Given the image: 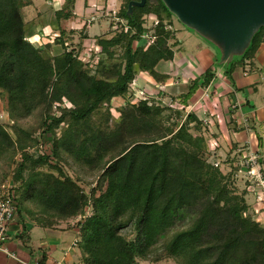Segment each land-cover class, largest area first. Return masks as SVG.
Listing matches in <instances>:
<instances>
[{
	"label": "trees",
	"instance_id": "16d2710c",
	"mask_svg": "<svg viewBox=\"0 0 264 264\" xmlns=\"http://www.w3.org/2000/svg\"><path fill=\"white\" fill-rule=\"evenodd\" d=\"M129 1L122 0L117 12L125 24L109 37H95L99 49L85 62L79 55L88 37L85 31L71 45L75 31L59 28L53 44L63 51L52 55L50 43L28 37L25 3L0 0V94L6 99L0 110L15 135L13 139L0 122V161L9 168L0 184L6 174L17 184L16 216L42 227L82 216L77 243L81 264L156 263L167 258L177 264H264V223L249 212L247 191L231 190L232 173L224 175L206 161V140L191 133V128L199 130L201 121L191 112L183 115L187 97L210 81L211 69L179 95L180 109L172 102L165 106L139 100L112 119V99L121 97L127 103L138 73L165 82L167 76L155 67L173 58L172 14L162 1L145 0L128 15ZM74 3L64 0L54 13L56 20L76 17ZM147 16L157 21L149 30ZM146 32L152 42L133 46ZM67 33L70 43L63 39ZM261 43L264 27L255 31L241 55L223 64L228 80L235 67L253 59ZM65 100L70 107L62 105ZM53 105L59 115L53 114ZM101 105L106 107L104 125L90 129L91 116ZM169 108L180 121L177 128L162 117ZM30 117L37 119L36 126L28 125L30 130L45 128L53 135L49 155L33 158L25 151L36 142L23 124ZM60 124L66 128L55 135ZM17 150L21 159L10 164ZM43 165L48 170L37 169ZM62 165L72 167L75 176ZM82 175L96 176L89 191L82 187ZM88 201L91 212L84 216ZM127 228L129 234L124 233Z\"/></svg>",
	"mask_w": 264,
	"mask_h": 264
},
{
	"label": "crops",
	"instance_id": "0c3cea01",
	"mask_svg": "<svg viewBox=\"0 0 264 264\" xmlns=\"http://www.w3.org/2000/svg\"><path fill=\"white\" fill-rule=\"evenodd\" d=\"M63 1L60 0L57 4L53 0V16L55 11L62 7ZM74 13L78 15L75 3ZM43 14L41 11L36 12L37 21L34 24H27L24 19L26 26L30 27L27 29L28 37L38 43H50L52 50L58 47L62 52L60 45L53 44L54 38L58 37L60 32L57 27L51 28L50 16L47 20ZM63 20L57 21V25L62 24ZM87 26L84 31L88 37L83 40L82 46L85 41H91ZM191 38L186 36L190 44L187 48H182L181 41L179 44L176 41L172 47L173 58L157 63L155 70L167 76L165 82L157 83L147 73L142 72L136 76L137 86L148 94L159 93V100L167 104L172 102L173 106H177L181 104L179 95L186 93L194 80L207 69H211L213 76L210 81L196 88L187 97L185 112H191L200 120L209 122L207 126L211 135L207 143L209 146L214 143L213 150L216 153L213 155L216 159L229 153L231 146L239 148L248 145L257 155L264 174V43L258 46L251 61L233 69L231 80H228L224 75L223 64L218 62V50L204 39ZM93 45L97 47L94 43ZM82 50L84 49H80ZM157 85L163 89L155 87ZM122 101L121 97H114L111 104L117 108L122 105ZM243 117L249 118L252 135H248L241 126L240 120ZM253 210L254 207L251 208V211ZM261 223H264V219H261ZM76 238L77 217L52 227H42L28 218L20 221L16 216L8 225L5 251H0V264H32L40 259H44V264H81L78 244L73 245Z\"/></svg>",
	"mask_w": 264,
	"mask_h": 264
},
{
	"label": "rangeland",
	"instance_id": "374dc122",
	"mask_svg": "<svg viewBox=\"0 0 264 264\" xmlns=\"http://www.w3.org/2000/svg\"><path fill=\"white\" fill-rule=\"evenodd\" d=\"M21 1L23 3H26L24 5V7L22 8V15H23V18L27 21V24H34L37 21V20H35L36 12L41 11L44 13L43 16H45V18L47 20H48L47 17L50 16L49 20L51 22L50 23L51 28L58 27V29L59 28L63 29L65 33L68 32L69 30L75 31L74 35L72 36V38H73L72 42L67 40L70 37L68 35V33L65 34V40H67V42H69V43L71 42L70 43L71 45H75V43H77L79 41V36L86 29L85 27H84L85 28L84 29L83 26L88 25L87 31H88L89 37L91 38V41L90 40L85 41L84 45L81 46V49H84V50L79 51V55L84 61L89 60V55L91 54V51L99 49V47H94L93 38L95 39V37H97V36L109 37L111 34L110 31H113V30L116 31L118 25L120 26V25L125 24L124 20L117 18V12L119 11L120 7H122V0H108V1H104V0H76L75 6L78 9V15L76 17H72V18L68 19L67 21L63 20L62 24H59V25H57L58 23H57V20H55V15L53 16V13H52V8H54L52 5L53 0H21ZM59 1L60 0H55V2L57 4ZM50 8H51V10H49ZM144 19H145L146 29H148V30L152 29V27H153L152 25L155 24V21H156L155 18L153 16H147ZM171 23H172V25H171L170 31H172V33L174 32V34H172L171 38L169 39V43L172 47L174 46L176 41H177V44H179L181 41L182 48H185V47L187 48V46H190L189 42L186 39V36H187V38L192 37L191 39H194V37H196V38L198 37L201 40L203 39L197 33H195L191 29H188L183 24H181L173 15L171 17ZM28 28H30L29 25H28ZM28 32H29V30L27 31V33ZM187 33H189V34H187ZM152 39H153V37L150 36V33L146 32L138 41L133 42V46H141V45H145L146 43H151ZM60 49L61 48L54 47V50L51 49V54L55 55L56 53L60 52ZM163 65H165V64H163ZM135 83H136V81H135ZM133 86L132 85L130 86V88H131L130 90H133V88H132ZM152 86H151V88H153ZM134 87H136V86H134ZM155 87H158V85ZM158 88L163 89L162 87H158ZM165 93H166V95H168L167 92H165ZM131 100H134V99L131 98ZM148 101L154 102V103H160V105H165V106L168 105L167 102H162L161 100H156L152 96H149ZM5 102H6L5 96H2L0 94V109L4 107ZM132 103L133 102L124 103V100H123L122 105L117 106V108L114 107L116 105L111 104L113 107L112 114H111L112 119H115V117H117L118 114H121L122 111L129 110ZM62 105L64 107H70L69 102L66 100L64 101V103ZM173 107L180 109L181 105L177 104V106H173ZM170 109L171 108L166 109L163 112L162 117L164 119H166V122H165L166 124L176 123V128H177L179 126L180 121L176 120L177 115L173 114L174 112H172V110H170ZM52 111H53L54 115H59V110H57V106L53 105ZM185 111L186 110H183V115L185 114ZM0 113H2L1 110H0ZM105 113H106V107L104 105H101L100 107H98L97 111L94 112V114H92V116H91V119L89 121V128L93 129L96 126L104 125ZM2 114H4V113H2ZM6 117L5 116L3 117V115H2V118L4 120L2 119L0 122L3 125L4 129L14 139L15 135L13 133V128L11 127L12 122L10 120H8ZM112 119L110 118L108 125H110L112 123ZM36 120L37 119L35 117H30L29 120L23 122L25 128L27 129V131H25V132L29 131L31 133L30 134L31 137L36 140V142L32 146L25 149V151L27 153H29L30 155H32L33 158H36V157H38V155L44 154V153L49 155L50 150H51L52 141H53V135L50 133V131L49 132L45 131V128H42L41 130H38L40 128H36V130H34V131L30 130L31 126H28V125H32V127L36 126V124H37ZM200 121H201L202 125L200 128H198L199 130L191 128V133L195 134V135L201 134L204 137V139L206 140V150L203 154L204 158L206 159V161L208 163H211L214 167L219 168L220 172L223 173L224 175L232 173V178H231L232 183L230 184L229 187L231 188V190H233L234 192H237V193H240L243 189H245L247 191V194L249 196L246 195V201L249 204V212L250 213L252 212L251 208L254 207V210L258 209V206H257L258 203H256V200H254V195H253V193H251V190H250L251 187L248 186L249 184H248L245 176L243 175V173H241L238 170V167H239L238 166V160H239V155H240V152H238V148L235 146H231L228 150L229 153L227 152V154H225L223 157L220 156L216 159L215 156L213 155L216 153V152L214 153V150H213L214 143L211 141L213 144H210V146H209V143H207L209 136L211 135L210 131L208 129V126H207V125H209V122L207 120H200ZM65 128H66L65 124H60L59 127H57L58 130H57V133L55 132V135H59L60 133H62L65 130ZM21 155H22L21 152L17 150L16 153L14 154L13 160L10 164L15 165L16 162L21 159ZM214 164H217V165L215 166ZM6 165L7 164L5 163V161H0V179L2 178L3 175H5V173L9 169L8 167H6ZM62 167L66 173H69L70 175L75 176L74 169L72 167H64V165H62ZM37 169L42 170V171H46V170H48V166L43 165V166L38 167ZM25 174H26V172H25ZM7 178H8V175L6 174V176L4 177L3 180H5ZM95 179H96V176L95 177L89 176L87 178V176L82 175L83 181L81 183H82L83 189L85 191H89L90 188L95 185V183H94ZM90 202L91 201H88V207H87L88 212L87 213L91 212L90 208H89ZM250 205H251V207H250ZM258 205L260 206L261 204L259 203ZM75 217H77V219L82 218V216H80V215H77ZM259 220H261V219H259ZM125 232L129 234V228L125 229L124 233ZM138 264H177V263L173 259L167 258V259L160 260L156 263L139 260Z\"/></svg>",
	"mask_w": 264,
	"mask_h": 264
},
{
	"label": "water",
	"instance_id": "95a60500",
	"mask_svg": "<svg viewBox=\"0 0 264 264\" xmlns=\"http://www.w3.org/2000/svg\"><path fill=\"white\" fill-rule=\"evenodd\" d=\"M185 27L197 33L219 52L220 64L241 55L258 28L264 27V0H161ZM145 0L127 3L142 7Z\"/></svg>",
	"mask_w": 264,
	"mask_h": 264
},
{
	"label": "built area",
	"instance_id": "2783aa9c",
	"mask_svg": "<svg viewBox=\"0 0 264 264\" xmlns=\"http://www.w3.org/2000/svg\"><path fill=\"white\" fill-rule=\"evenodd\" d=\"M157 21H155L156 24ZM88 61V60H87ZM85 61V62H87ZM135 80L131 83V85L136 86L132 87L133 90L131 97L128 102L136 103L139 100H148L149 96H152L154 99L159 100V93L148 94L144 91V89L139 88L137 84L135 85ZM133 96V97H132ZM207 96V94H206ZM133 98L134 100H131ZM150 103V102H149ZM169 104V103H168ZM235 105V104H234ZM233 105V106H234ZM186 110V108L184 109ZM189 112H185L187 114ZM6 115L0 113V121ZM7 118V117H6ZM4 120V119H3ZM240 124L243 129L251 134L252 128L251 123L248 117H243L240 120ZM252 135V134H251ZM238 152H240L239 160H238V170L243 173L245 176L248 186L251 187V193L254 195V200L256 203H260L258 209L252 211L254 217L261 222L259 219H264V174L262 172L261 164L258 161L257 155L254 153L252 148L248 145L245 147H239ZM215 166L217 164H214ZM17 184L12 180L11 177H8L0 184V251H5V240L7 237V228L8 225L14 220L16 217V201H15V189ZM88 208L85 209V215H89ZM259 217V218H258ZM82 219V218H81ZM81 219H77V224L81 221ZM79 238H76L73 242V245L78 243ZM32 264H38V261H34Z\"/></svg>",
	"mask_w": 264,
	"mask_h": 264
}]
</instances>
